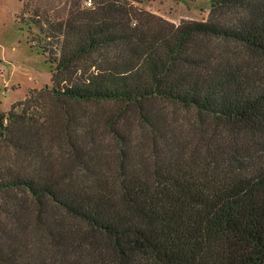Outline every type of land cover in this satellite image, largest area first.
I'll use <instances>...</instances> for the list:
<instances>
[{
    "label": "trees",
    "instance_id": "16d2710c",
    "mask_svg": "<svg viewBox=\"0 0 264 264\" xmlns=\"http://www.w3.org/2000/svg\"><path fill=\"white\" fill-rule=\"evenodd\" d=\"M209 2L177 25L125 0L31 12L50 92L134 108L148 155L122 112L108 161L95 116L64 115L51 161L21 102L0 112V264H264V0ZM158 101L199 115L194 140Z\"/></svg>",
    "mask_w": 264,
    "mask_h": 264
},
{
    "label": "rangeland",
    "instance_id": "374dc122",
    "mask_svg": "<svg viewBox=\"0 0 264 264\" xmlns=\"http://www.w3.org/2000/svg\"><path fill=\"white\" fill-rule=\"evenodd\" d=\"M125 1L130 2L137 10L151 13L175 25L184 20L204 21L210 7L209 0ZM69 8L70 0H0V112L7 114L14 103L21 102V105L15 106L14 109L19 112L20 107H23L33 116L34 123L40 124L43 132L41 141L44 146L51 148V161L59 159L57 152L60 150H55V147L57 149L63 145L60 128L65 121L64 115L68 116L69 120H74L71 128L76 127V121L80 120L81 116H95L99 121L95 138L101 141L100 155L105 161L112 159L113 155H116L113 154V149L117 143L110 139L111 126H103L102 123L106 117L122 112L114 127L119 134L124 133V130L132 135L129 148L131 156L136 157L141 150H148L149 140L147 141L141 126L135 120L134 108L124 109L123 106L110 101L65 104L50 92L51 67L41 51L40 44L29 39L30 32H35L33 26L31 28L29 25V17L33 10H38L50 19H60L67 14ZM152 106L159 113L174 117L177 123L182 125V134L187 135L190 131L187 136L194 140L193 129L194 133L200 130V123L196 120L199 115L197 116L195 111L161 101L152 103ZM139 137L140 147L137 143L134 144L135 138ZM195 138L197 140V136ZM136 148L139 150H134ZM126 150L129 151L128 148ZM147 155L146 151L145 156Z\"/></svg>",
    "mask_w": 264,
    "mask_h": 264
}]
</instances>
